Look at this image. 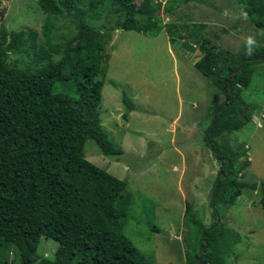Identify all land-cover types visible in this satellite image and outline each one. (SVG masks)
I'll use <instances>...</instances> for the list:
<instances>
[{"label":"trees","instance_id":"obj_1","mask_svg":"<svg viewBox=\"0 0 264 264\" xmlns=\"http://www.w3.org/2000/svg\"><path fill=\"white\" fill-rule=\"evenodd\" d=\"M236 1L254 28L261 31L264 42V0ZM36 3L45 16L39 47L35 32L6 31L0 25V245L14 249L17 264H146L123 233L130 203L126 181L83 158L86 140L105 157L117 160L121 154L101 128L97 110L109 60L102 31H135L155 38L164 30L170 44L193 42L201 54L194 68L226 101L220 107L216 104L218 111L207 136L214 107L205 116L203 141L218 161L210 200L215 185L216 192L209 204L217 212L216 207L233 205L243 190L257 187L256 183L237 180L248 165L244 144L236 152L223 135L239 130L250 120L251 112L241 96L250 83V59L264 57V44L243 46L240 52L231 53L201 37L198 31L202 26L189 31L184 26L187 33L172 32V23L153 28L151 21L157 14L147 10L148 0L139 4L133 0ZM106 4L111 11L103 19L110 23L95 27L94 22L83 19L85 13ZM64 15L76 19L75 34L61 45L53 42L52 20ZM71 43L74 45L70 48ZM23 48L32 50V62L39 64L32 71L17 70L5 62V52L25 51ZM57 54L62 55L55 61L50 59ZM242 60L245 63L228 77ZM121 101L124 120L136 107L125 95ZM260 184L258 205L264 211V182ZM190 207L185 204L183 225L197 227L191 249L184 253V264H226L228 254H220L218 247L235 231L222 224L204 228L198 213ZM211 214L215 221L214 212ZM40 238L57 243L52 261L35 255ZM0 264L13 263L0 259Z\"/></svg>","mask_w":264,"mask_h":264},{"label":"rangeland","instance_id":"obj_2","mask_svg":"<svg viewBox=\"0 0 264 264\" xmlns=\"http://www.w3.org/2000/svg\"><path fill=\"white\" fill-rule=\"evenodd\" d=\"M141 1L133 0L135 4ZM76 4L84 9L81 3ZM147 10L157 14L151 27L162 29L165 23H172V32L187 33L184 26L188 31L202 26L198 31L201 37L231 53L240 52L243 46L256 48L264 44L261 31L254 28L236 0H148ZM110 11L106 4L85 13L83 19L97 27L110 23L103 19ZM44 18L36 0H0V25L6 31L35 32L37 47L42 43L39 32ZM52 22L53 42L66 44L75 34L76 19L64 15ZM102 36L109 61L98 116L104 133L121 154L117 160L105 157L86 140L83 156L95 167L127 182L133 204L123 227L125 237L146 264H184V253L191 249L197 227L191 224L179 228L184 201L196 210L204 228L222 224L235 231L218 247L220 254H228L226 264H264V211L258 205L260 183L264 182V117L260 128L252 118L239 130L223 135L236 152L244 144L248 165L237 180L256 183L257 187L243 190L233 205L216 207V212L209 203L218 161L204 144L202 130L192 128L193 135L188 129L195 119L203 121L211 107L213 116L222 99L219 91L192 67L201 55L198 49L188 40L169 44L164 30L155 38L123 30L102 31ZM61 55L50 59L55 61ZM4 56L6 64L17 70L32 71L39 66L32 62L30 49L8 51ZM247 68L251 70L250 83L241 97L249 107L250 118L252 114L258 119L264 115V60L253 61ZM123 95L136 107L125 124L111 113ZM122 105L121 101V113L125 112ZM116 125L125 127L116 129ZM123 133H127V140L122 138ZM195 165L198 167L192 168ZM182 167L184 173L179 176ZM211 211L218 217V224ZM56 247V242L40 238L35 255L52 261ZM0 259L18 263L12 247L0 245Z\"/></svg>","mask_w":264,"mask_h":264},{"label":"crops","instance_id":"obj_3","mask_svg":"<svg viewBox=\"0 0 264 264\" xmlns=\"http://www.w3.org/2000/svg\"><path fill=\"white\" fill-rule=\"evenodd\" d=\"M166 41H168V37H167V40ZM178 43H179V41H178ZM170 44V43H169ZM168 44V45H169ZM181 44H182V41H181ZM180 44V45H181ZM259 45H261V44H259ZM170 46V45H169ZM109 61V60H108ZM196 61V60H195ZM194 61V62H195ZM194 62H193V64H192V67H193V69L196 71V69L194 68ZM108 63V62H107ZM197 72V71H196ZM198 73V72H197ZM199 74V73H198ZM200 75V74H199ZM201 76V75H200ZM201 77H203V76H201ZM100 98H101V91H100ZM245 102V101H244ZM119 103L121 104V99L120 100H116V102H115V109H113V110H111V113H115V119H118L119 118V116L121 117V115L123 114V113H121V110H120V108H119ZM219 103V102H218ZM123 106V105H122ZM133 106H134V104H133ZM99 107V106H98ZM208 109V108H207ZM97 110H98V108H97ZM123 111H124V106H123ZM134 111H130L129 113H127V116H126V118L123 120L122 119V117H121V119L123 120H121L120 119V123H124L125 124V122H126V120L128 119V117H130V115L133 113ZM206 113H207V111H206ZM252 115V114H251ZM205 116H206V114H205ZM175 120V119H174ZM173 120V121H174ZM254 125L255 126H257L258 128H260L261 127V120H259V119H256V118H254ZM258 124V125H257ZM207 125V121H206V119H205V117H204V120L203 121H201L200 119L199 120H197V119H195V121H193L189 126H188V129L189 130H191V132H192V134L194 135L195 133L193 132V130H192V128H196L197 130L198 129H200V130H202V134H203V130H204V128H205V126ZM101 126V125H100ZM123 127H125V125H121L120 127H118L117 125H116V129H121V128H123ZM102 128V127H101ZM186 129V128H185ZM122 138H124L125 140H127L128 139V135H127V133H123L122 135ZM108 138V137H107ZM203 138H204V134H203ZM202 138V139H203ZM204 142V141H203ZM83 158H84V156H83ZM195 167H198V165H195V166H193L192 168H195ZM184 168L185 167H182L181 168V174L179 175V176H182L183 175V173H184ZM192 168H191V170H192ZM109 174V173H108ZM112 176V175H111ZM115 178V177H114ZM119 180V179H118ZM127 183V182H126ZM190 186L188 185V187H187V194L189 195V197H191V195H190ZM127 192L130 194V203H129V207H128V209H127V212H126V217H127V214H128V212H129V210H130V208H131V206H132V204H133V200H132V196H131V193L129 192V188H128V184H127ZM184 194H186L185 192H184ZM180 198L182 197V195H180L179 196ZM182 203V207H181V209H182V213H179L180 214V216H181V225L179 224V228H182L183 227V218H182V216H183V212H184V207H185V204H189V203H186V202H181ZM247 203H248V201H247ZM126 220V219H125ZM124 225H125V221H124V224H123V227H124ZM184 258V257H183Z\"/></svg>","mask_w":264,"mask_h":264},{"label":"water","instance_id":"obj_4","mask_svg":"<svg viewBox=\"0 0 264 264\" xmlns=\"http://www.w3.org/2000/svg\"><path fill=\"white\" fill-rule=\"evenodd\" d=\"M264 59V57H256V58H253L251 61H261V60H263ZM245 63V60H243V61H241L240 62V64L232 71V72H230L229 74H228V77L229 76H231L232 74H234L236 71H238L239 69H240V67L243 65ZM228 92L230 93V88H229V83H228ZM224 103V102H223ZM222 103V104H223ZM221 104V105H222ZM217 110L218 109H216L215 111H214V113H213V116H212V118H211V122H210V124H209V126H208V129H207V131H206V134H208L209 132H210V130H211V127H212V125H213V123H214V121H215V118H216V114H217ZM210 152H212V149H210ZM215 192H216V185H215V187H214V189H213V193H212V199H211V203H212V201H213V198H214V196H215ZM216 224H218L219 223V219H218V217L216 216Z\"/></svg>","mask_w":264,"mask_h":264},{"label":"clouds","instance_id":"obj_5","mask_svg":"<svg viewBox=\"0 0 264 264\" xmlns=\"http://www.w3.org/2000/svg\"><path fill=\"white\" fill-rule=\"evenodd\" d=\"M264 60V59H263ZM222 97V96H221ZM228 101V100H227ZM226 103V101L225 100H222L221 99V101L219 102L220 104H219V107L220 106H222L224 103ZM223 103V104H222ZM222 104V105H221ZM218 109V108H217ZM218 111V110H217ZM252 118H256L257 119V117H254L253 115H251V118H250V120L252 121ZM252 123H254L253 121H252ZM210 124V123H209ZM208 129V128H207ZM207 131V130H206ZM234 132V131H233ZM209 134V133H208ZM205 136H207V134L205 135ZM211 148H209V150H210ZM212 154H213V151H212ZM214 157H215V159H216V156L214 155ZM247 159V161H248V158H246ZM213 193V192H212ZM238 198V197H237ZM236 198V199H237ZM212 199V198H211ZM211 201V200H210ZM236 201V200H235ZM212 204V203H211ZM260 208V207H259Z\"/></svg>","mask_w":264,"mask_h":264}]
</instances>
